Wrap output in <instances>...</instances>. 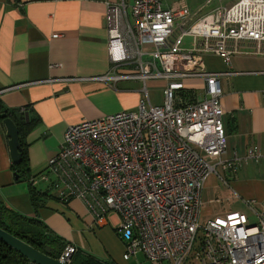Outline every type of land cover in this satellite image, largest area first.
Here are the masks:
<instances>
[{"label":"built area","instance_id":"2783aa9c","mask_svg":"<svg viewBox=\"0 0 264 264\" xmlns=\"http://www.w3.org/2000/svg\"><path fill=\"white\" fill-rule=\"evenodd\" d=\"M105 14L112 67L94 79L138 80L140 99L133 110L67 125L40 178L59 200L82 201L96 224L117 214L125 260L142 254L149 264H264V199L259 208L244 201L255 222L238 210L201 222L206 179L262 156L252 145L225 158L220 77L233 72L207 71L204 56L226 67L239 53L264 58V0L209 10L120 0L107 3ZM121 66L128 70L117 72ZM149 80L166 82L160 105L151 103ZM196 80L204 82L201 92ZM76 250L67 244L56 258L71 264Z\"/></svg>","mask_w":264,"mask_h":264},{"label":"crops","instance_id":"0c3cea01","mask_svg":"<svg viewBox=\"0 0 264 264\" xmlns=\"http://www.w3.org/2000/svg\"><path fill=\"white\" fill-rule=\"evenodd\" d=\"M118 1L0 0V102L7 108H19L24 117L36 120L24 135L28 176L23 178L12 167L5 129L0 123V203L38 220L45 232L61 238L63 247L75 245L71 264L90 259L99 264H142L139 254L123 259L124 242L117 232V214L110 212L96 224L82 201L59 200L56 191L49 187V180L40 178L67 125L137 106L140 81L119 79L106 84L94 79L112 67L105 13L107 3ZM133 1L124 0L128 5ZM176 1L192 9H206L211 3L163 0V5ZM242 47L252 48L251 43ZM204 63L210 72H233L220 77L227 136L225 158L234 154L241 157L252 145L262 154L258 160L223 171L222 183L215 175L206 179L204 188L215 187L235 201L228 209L219 208L214 216L229 210L242 211L246 207L243 199H264V58L239 53L231 57V65L226 67L219 57L208 54ZM116 70L128 68L121 66ZM153 82L162 84L159 99L150 96ZM194 84L201 92L204 82L196 80ZM165 85L164 80L147 82L153 105L162 103ZM21 181L27 183L28 192L19 185Z\"/></svg>","mask_w":264,"mask_h":264},{"label":"trees","instance_id":"16d2710c","mask_svg":"<svg viewBox=\"0 0 264 264\" xmlns=\"http://www.w3.org/2000/svg\"><path fill=\"white\" fill-rule=\"evenodd\" d=\"M4 118L11 119L18 130L21 161L13 163L12 167L18 172L20 175L19 177L23 178L24 176H28L24 135L30 130L36 120L24 117V114L19 108H7L0 102V123ZM42 226L43 225H41L38 220L23 216L17 211L0 203V228L17 236L38 250L50 256L57 257L64 248L61 238L56 235H49L43 230ZM0 264H31V262L0 240ZM82 264L99 263L90 259L85 260Z\"/></svg>","mask_w":264,"mask_h":264},{"label":"rangeland","instance_id":"374dc122","mask_svg":"<svg viewBox=\"0 0 264 264\" xmlns=\"http://www.w3.org/2000/svg\"><path fill=\"white\" fill-rule=\"evenodd\" d=\"M200 1H206V0H200ZM235 0H211V3L208 4V7L206 8V10L215 8L216 6H224V5H231ZM186 44H188L189 42V38L185 39ZM151 84V83H150ZM162 84L160 82H153L150 86H151V97L153 99H159L160 94H161V90L160 88H162L161 86ZM215 175V174H214ZM219 175L220 177H218L217 175H215L218 179V181L220 183H222L221 179L225 178L224 177V172L219 171ZM19 185L23 186L26 188V191L28 192L27 189V183L25 181H21L19 182ZM40 186L44 187L43 184H41ZM202 197L205 199L204 203H203V209H202V216H201V222L204 223L207 219H209L214 212H216L217 210H219V208H224V209H228L231 206H234L235 201L229 197L226 198V196L220 192L217 188H213L212 186H207L203 189V193H202ZM213 199L214 201L210 200ZM218 200V201H217ZM248 199H243V202L246 201ZM263 199H253V203L252 206L254 208H259V203L262 201ZM246 206V205H245ZM244 210V211H243ZM239 211V210H238ZM248 218L250 221L255 222V216L250 212L249 208L246 206L244 209H242V211ZM139 254L138 258L141 260L142 264H148V260L142 255ZM136 264V263H135Z\"/></svg>","mask_w":264,"mask_h":264},{"label":"water","instance_id":"95a60500","mask_svg":"<svg viewBox=\"0 0 264 264\" xmlns=\"http://www.w3.org/2000/svg\"><path fill=\"white\" fill-rule=\"evenodd\" d=\"M2 125L5 129L7 137L10 158L13 163H18L21 161V154L19 152V138L17 127L9 118H4L2 120ZM0 240L26 257L30 262L36 264H66L59 261L56 257L50 256L38 250L29 243L23 241L15 235H12L2 228H0Z\"/></svg>","mask_w":264,"mask_h":264}]
</instances>
